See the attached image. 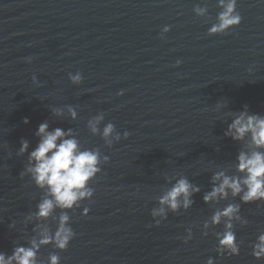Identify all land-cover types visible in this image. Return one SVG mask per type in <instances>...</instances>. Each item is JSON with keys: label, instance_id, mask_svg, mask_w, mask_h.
Returning a JSON list of instances; mask_svg holds the SVG:
<instances>
[{"label": "water", "instance_id": "95a60500", "mask_svg": "<svg viewBox=\"0 0 264 264\" xmlns=\"http://www.w3.org/2000/svg\"><path fill=\"white\" fill-rule=\"evenodd\" d=\"M196 5L210 15L197 17ZM219 11L217 0H0V251L11 254L34 235L36 222L25 225L24 218L43 193L30 177L21 178L27 155L17 151L22 139L35 148V132L47 120L51 128H73L82 147H99L111 159L92 182L93 199L70 212L76 238L67 251L42 247L40 264L54 251L61 264H206L209 257L217 264H264L250 247L264 231V201L241 205L249 224L236 226L244 241L239 256L221 259L215 236L202 231L214 212L203 201L210 169L233 171L242 147L224 136L231 122L224 113L247 105L264 115V0H238L242 23L209 36ZM166 25L171 31L161 39ZM77 71L84 76L80 85L68 78ZM218 101L228 102L220 113ZM66 105L77 107L78 120L52 115L51 108ZM100 112L105 124L130 137L106 147L87 128ZM178 175L202 191L191 209L169 213L156 226L151 210L171 186L167 178ZM47 223L55 231V219ZM196 224L184 243L186 229Z\"/></svg>", "mask_w": 264, "mask_h": 264}, {"label": "clouds", "instance_id": "9594fccd", "mask_svg": "<svg viewBox=\"0 0 264 264\" xmlns=\"http://www.w3.org/2000/svg\"><path fill=\"white\" fill-rule=\"evenodd\" d=\"M217 7L221 9L216 16V21L208 28L209 36L227 34L238 27L243 17L238 11V0H217ZM193 12L197 17L210 15L207 6L196 5ZM171 31V26L162 28L161 39ZM32 57L26 58L31 63ZM182 60H177L175 67H179ZM68 78L74 85H80L84 76L77 71L75 74L69 72ZM37 87L42 84L36 75L32 77ZM123 90L118 95H123ZM228 107V102H217L215 111L220 113ZM53 116L57 118L79 119L76 106L66 105L64 107H53L50 109ZM230 117L224 136L231 138L234 142L242 145L236 158L230 163L233 171L224 166H216L210 169L211 188L203 194L205 204L211 205L214 212L202 223L203 235L207 237L210 232L215 236L217 244L215 252L221 259L225 256L231 258L239 256L243 240H239L236 226H247L249 220L242 216L241 205L264 201V115L249 111L245 105L242 111L224 113ZM105 121V113L91 117L87 121V128L92 135L100 136L106 147L112 148L115 143L122 139H128L130 132L121 134L114 123ZM30 123L28 118L23 121ZM101 125L103 127L101 128ZM38 143L30 151V141L22 139L17 155H27V163L20 173L21 178L28 176L43 195L36 205V210L24 218V223L35 221L32 228L34 235L26 244L17 242L11 254L0 251V264H40L39 254L42 247L52 245L58 251H67L77 233L71 226L73 209L80 208L82 202L91 201L95 196V188L92 182L103 171L102 165L110 162V156L101 152L99 147L84 148L73 128L65 130L61 127L51 128L49 121L40 123L35 132ZM219 151V149H217ZM171 185L162 195L158 197L159 207H153L151 216L156 226H160L169 217V213L187 212L195 204V194L201 193L202 188L193 183L188 176L178 175L168 177ZM174 181V182H173ZM239 202H235L236 200ZM222 202H227L220 206ZM60 210L58 216L56 210ZM91 208L83 207L82 214L88 216ZM55 219L56 228L53 231L47 221ZM223 226L222 231L214 229ZM152 225H149L151 227ZM10 228L16 227L13 221ZM193 227L186 229L184 243L193 239ZM251 255L257 260H264V231L258 232L255 241L250 245ZM54 251L48 257V264H61V256ZM206 264H217L215 257H209Z\"/></svg>", "mask_w": 264, "mask_h": 264}]
</instances>
